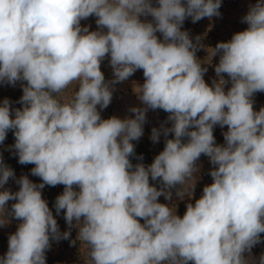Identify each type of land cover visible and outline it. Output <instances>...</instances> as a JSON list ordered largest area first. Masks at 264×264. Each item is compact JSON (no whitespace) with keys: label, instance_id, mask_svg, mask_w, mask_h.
<instances>
[{"label":"clouds","instance_id":"9594fccd","mask_svg":"<svg viewBox=\"0 0 264 264\" xmlns=\"http://www.w3.org/2000/svg\"><path fill=\"white\" fill-rule=\"evenodd\" d=\"M220 7L221 0H0V83L26 82L22 108L0 102V143L12 130L18 162L33 164L42 181L25 175L18 191L6 189L15 174L0 156V226L9 216L21 221L0 264H46L51 241L69 239L73 227L84 264H250L245 253L264 234V107L255 111L252 100L264 92V0L249 7L245 30L207 49L205 62L219 55L210 86L196 56L200 38L194 43L182 27L220 16ZM91 16L96 31L81 26ZM106 57L111 81L101 71ZM137 70L143 107L130 109L134 117L102 118L113 86ZM149 109L167 112L171 127L153 162L133 165L132 141ZM216 125L227 126L224 145L216 144ZM160 135L153 128L151 140ZM201 155L215 166L213 182L181 217L159 197L170 200L180 185L176 195L191 198ZM46 185L64 186L55 210L69 231H60L42 197Z\"/></svg>","mask_w":264,"mask_h":264},{"label":"rangeland","instance_id":"374dc122","mask_svg":"<svg viewBox=\"0 0 264 264\" xmlns=\"http://www.w3.org/2000/svg\"><path fill=\"white\" fill-rule=\"evenodd\" d=\"M257 0H221V7L219 9L220 16L212 17L211 19L205 17L196 23L188 18L184 21L182 30L187 31L194 43L197 42V37L200 38L198 50L196 51L197 58L202 62V66L207 68L204 75V80L210 86L213 81L218 80L215 73V66L219 63V55L211 58L210 62L207 61L209 53L208 48H215L219 42H228L231 40L233 34L245 30L248 25L243 22V17L247 14L249 7L254 5ZM155 6L156 0H153ZM142 20H151L150 16L141 17ZM82 27H88L90 31L98 30L96 24V17L91 16L88 19L81 20ZM106 31V29H105ZM159 39H163L162 34L157 33ZM109 57H106L101 63V71L105 76L106 81H111L113 77V70L109 63ZM224 78L228 77L224 74ZM144 82L143 70H137L127 80L115 84L113 97L110 105L103 110H100L101 117L107 119L111 116H117L121 119L125 117H134V114L130 112L132 107H143L141 101L138 99V95L135 88L142 85ZM22 83L18 81L15 85L7 83H0V102L4 99L10 101L11 109L22 108L23 105L19 102L23 95ZM231 87L228 83L225 85V91ZM71 90L67 94L70 95ZM253 107L255 111H259L261 107H264V92H257L252 97ZM99 110V109H98ZM168 113L162 109L152 110L149 109L146 113V121L143 125V135L139 140L132 141L135 146L134 155L130 157L133 165L137 163H143L145 166L150 165L155 156H157L165 147L166 137L163 135L164 127H171V122L168 120ZM157 128L161 130V135L158 142L151 140L152 129ZM227 131V126L223 128L219 125L214 127L213 133L217 145H224L223 133ZM174 137V134L169 133L167 139ZM185 142L187 138H184ZM15 137L12 130H9L6 139L3 143H0V156H2L3 163L9 166L14 171V178H10L7 184L4 186L6 189L16 192L19 190V185L16 183L22 176H27L32 182L39 184L42 181L39 177L31 174L33 164H20L18 162V155L14 149ZM199 171L194 174V189L192 190V196L189 198L185 195L183 199L179 198L176 193L182 186L177 185L171 189L172 197L170 200H166L164 196L159 197V202L168 204L169 206L175 205L176 214L183 216L186 211V205L191 202L195 203L196 199H199L203 194V188L206 185L211 184L212 177L210 171L214 169L209 161V158L205 155H201L196 162ZM150 183L156 186L158 189L162 187L159 181H152ZM64 190L63 185L48 186L46 185L42 191V197L48 202L49 208L52 210L54 217L57 220L60 231L63 233L69 231V226L64 219L63 211L57 215L55 210V199ZM78 190V189H77ZM15 201H9V210L11 204ZM9 223L4 226H0V256H4L8 250V238L10 234L15 233L18 224L21 222L8 217ZM143 223V220L140 221ZM71 235L69 239H60L59 241L52 240L51 247L46 251V264H84V260L80 252V242L76 239L78 229L75 227L70 229ZM75 241V244L72 243ZM264 254V234H261V242L256 244L251 249V254L245 253V256L249 259L250 264H258L260 256ZM191 264V262H190Z\"/></svg>","mask_w":264,"mask_h":264}]
</instances>
